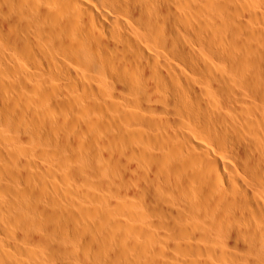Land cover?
Listing matches in <instances>:
<instances>
[{"label": "bare ground", "instance_id": "obj_1", "mask_svg": "<svg viewBox=\"0 0 264 264\" xmlns=\"http://www.w3.org/2000/svg\"><path fill=\"white\" fill-rule=\"evenodd\" d=\"M246 1L0 0V264H264Z\"/></svg>", "mask_w": 264, "mask_h": 264}, {"label": "rangeland", "instance_id": "obj_2", "mask_svg": "<svg viewBox=\"0 0 264 264\" xmlns=\"http://www.w3.org/2000/svg\"><path fill=\"white\" fill-rule=\"evenodd\" d=\"M245 1H246V0H245ZM247 1H249V0H247ZM247 1H246V2H247ZM250 1L253 2L254 5H252V3L246 5V4H247V3H246V4H245L246 7L249 6V5H251L250 7H253V9H255L254 6H255L256 3L258 2L256 6L260 7V9L263 8V9H261V10H259V9L256 10V9H255V10H252V11H254V12L256 11V12L258 13L259 11L264 10V5H263V4H264V0H256V1H254V0H250ZM248 3H250V2H248ZM250 7H249V8H250ZM258 7H256V8H258ZM247 8H248V7H247ZM244 9H245V8H244ZM251 9H252V8H251ZM246 10H247V9H245V11H246ZM249 10H250V9H249ZM247 11H248V10H247ZM247 11H246L245 14H244V25H245L246 27H247V26H248V27L251 26V30H252V28H254V30H255V28H256V30H257V29H262V30H257V32L260 31L261 33H259V35H261V37H263L262 35H264V33H263V32H264V22H263L262 20H260V17H255V15H254L253 12H249V15H248ZM262 13H263V14H262ZM251 15L253 16V18H252ZM259 15H260V14H259ZM261 15L263 16V15H264V12H261ZM247 16H248V17H247ZM250 16H251V17H250ZM256 18H257V20H256ZM262 18H263V17H262ZM245 20L247 21V23H246ZM258 20H259V21H258ZM262 22H263V23H262ZM258 23H259L260 25H259ZM253 25H254L255 27H254ZM258 26H259V27H258ZM261 27H262V28H261ZM262 33H263V34H262ZM259 38H260V37H259ZM263 38H264V37H263ZM252 40H253V39H252ZM258 41H259V40H258ZM260 41L262 42V41H264V39L261 40V38H260ZM260 41H259V42L255 41V40H253V42L251 41V42H252V43L250 44L251 49H253V48H252L253 46H254V47H256V46H257V47H261V46L264 47V42H262L263 44H261ZM255 102H256L255 104H259V103H260L259 101H255ZM39 148H40V147H39ZM41 148H43V147H41ZM41 148H40V151H41ZM40 151H39V149L37 150L38 153H41V154H42V152H40ZM42 151H43V150H42ZM50 152H51V150L49 151V153H48V152H45V153L50 154V155H48V156H47V154L45 155L44 152H43L42 155H45L44 157L47 156L48 158L46 157V159H49L50 156L53 157L52 154H51L52 152H51V153H50ZM42 155H41V156H42ZM56 156H58L57 158H59V155H58V154H57ZM42 158H43V157H42ZM53 158L56 159V157H53ZM46 159H44V160H46ZM59 159H60V158H59ZM59 159H56V161H57V160L59 161ZM49 160H50V159H49ZM42 161H43V159H42ZM53 161H54V160H50V162H51L50 164H52ZM43 162H44V161H43ZM47 163H48V160H47ZM48 164H49V163H48ZM62 167H63V166H62ZM62 167H61L60 170H62ZM59 172H60V171H59ZM92 178H93V177H92ZM46 183H49V182H46ZM73 184L75 185V183H73ZM76 184H77V183H76ZM49 187H51V185H48V184L45 185V187L43 188V189L45 190V192H48V193H49V192L52 190V189H50ZM46 189H48V191H46ZM51 192H52V191H51Z\"/></svg>", "mask_w": 264, "mask_h": 264}]
</instances>
